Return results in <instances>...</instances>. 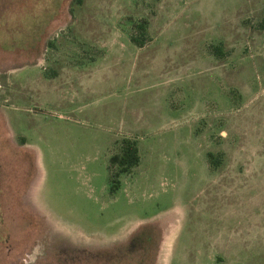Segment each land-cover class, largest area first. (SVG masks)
Segmentation results:
<instances>
[{"label":"rangeland","instance_id":"rangeland-1","mask_svg":"<svg viewBox=\"0 0 264 264\" xmlns=\"http://www.w3.org/2000/svg\"><path fill=\"white\" fill-rule=\"evenodd\" d=\"M263 18L0 0V264H264ZM122 138L140 161L111 193Z\"/></svg>","mask_w":264,"mask_h":264},{"label":"trees","instance_id":"trees-1","mask_svg":"<svg viewBox=\"0 0 264 264\" xmlns=\"http://www.w3.org/2000/svg\"><path fill=\"white\" fill-rule=\"evenodd\" d=\"M144 23V21H143ZM140 23L137 25L138 29L143 32L144 24ZM260 27L264 28V18L260 22ZM143 33H141L142 36ZM131 40L136 45H142V39L140 36L131 37ZM215 52H219L217 47L214 48ZM211 156V153H208ZM212 158V156H211ZM140 158L138 154V148L136 142L129 138H122L120 140V144L118 146L117 151L109 156L108 159V175H109V186L110 192L115 193L120 186L119 177L122 174L129 173L131 169L139 164ZM209 163L214 164L215 161L213 159L209 160Z\"/></svg>","mask_w":264,"mask_h":264}]
</instances>
